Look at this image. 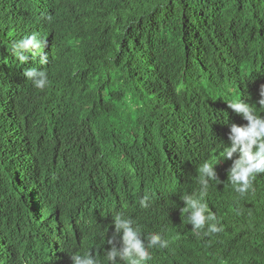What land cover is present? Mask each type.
Returning <instances> with one entry per match:
<instances>
[{
	"label": "trees",
	"instance_id": "1",
	"mask_svg": "<svg viewBox=\"0 0 264 264\" xmlns=\"http://www.w3.org/2000/svg\"><path fill=\"white\" fill-rule=\"evenodd\" d=\"M33 32L45 65L10 52ZM31 67L47 72L43 90ZM261 78L264 0H0V264L87 252L108 264L117 212L169 241L148 264H264V174L241 195L231 160L214 165L205 199L223 231L209 235L174 207L165 175L199 194V165L246 123L227 101L241 94L264 116ZM68 195L74 213L56 207Z\"/></svg>",
	"mask_w": 264,
	"mask_h": 264
},
{
	"label": "clouds",
	"instance_id": "2",
	"mask_svg": "<svg viewBox=\"0 0 264 264\" xmlns=\"http://www.w3.org/2000/svg\"><path fill=\"white\" fill-rule=\"evenodd\" d=\"M45 39L36 32L22 36L11 42L10 52L21 63H27L29 58H37L38 64L48 63V57L43 52ZM30 54V56H29ZM23 76L31 81L35 88L43 90L48 85V75L37 67L27 68ZM262 78L256 82L255 92L259 93L258 104L264 107V85ZM232 90V88H231ZM234 100L227 101V105L234 113L241 115L246 121L244 124L231 123L229 125L228 143H222L219 147L220 156L214 161H204L198 167V182L200 191L198 195L191 193L190 186L178 169L166 172L170 195L176 201L174 207H180V213H184L187 223L192 225V231L205 235L223 231L219 219L209 207L205 197L207 196L210 181H220L214 165L221 159L231 160L227 169V180L233 186L234 191L245 194L252 189L253 181L259 174H264V116L258 115L253 107L242 100L243 95L238 94ZM235 157V158H234ZM56 207H62L68 213H74L69 203V195L66 199L55 197ZM143 208L149 207L150 197L145 195L139 201ZM114 225L113 236L107 239L109 249L106 251L108 264H148L152 259L150 249L167 248L169 241L163 239L160 233H150L143 238L141 229L135 221L122 212L112 216ZM146 224V223H145ZM117 237H119L117 241ZM117 243L119 246H117ZM71 264H98L92 253H73L70 255Z\"/></svg>",
	"mask_w": 264,
	"mask_h": 264
}]
</instances>
